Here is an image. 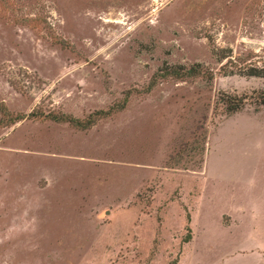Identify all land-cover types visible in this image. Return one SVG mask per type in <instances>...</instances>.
Returning <instances> with one entry per match:
<instances>
[{
    "label": "rangeland",
    "instance_id": "obj_1",
    "mask_svg": "<svg viewBox=\"0 0 264 264\" xmlns=\"http://www.w3.org/2000/svg\"><path fill=\"white\" fill-rule=\"evenodd\" d=\"M10 2L42 19L0 11L11 113L130 95L0 127V264H264V0ZM193 63L212 79L149 85Z\"/></svg>",
    "mask_w": 264,
    "mask_h": 264
},
{
    "label": "trees",
    "instance_id": "obj_2",
    "mask_svg": "<svg viewBox=\"0 0 264 264\" xmlns=\"http://www.w3.org/2000/svg\"><path fill=\"white\" fill-rule=\"evenodd\" d=\"M12 4L13 3H11L10 0H0V11L6 13L9 9H12V11L14 10V13L17 12L15 9H13ZM29 15L30 14H24V13L19 14L17 12L18 22L20 24H25V23L31 24L34 22L38 23V20H42L37 15H33V16H29ZM221 57H222L221 59H224L228 57V55H222ZM226 65L227 64H225L223 68ZM246 71H247L245 73L246 76H255L264 79V68H257V67L255 68V66L254 67L249 66L246 69ZM210 72H208L207 68H203V65L201 63H193L189 66L180 65V64H174V65L164 64L163 66L160 67V71L156 72L153 75L152 80L149 82V85H153L157 77L159 78L172 77L177 80H186L188 78L193 79L200 76L202 77L206 76L207 79H212V72L211 73ZM129 95L130 93L129 91H127L122 103L110 107L109 110L107 111H103V110L96 111L82 119L64 113H59V114H55L52 112L42 113L37 109H33L28 114H23V113L13 114L9 111V109L6 107L4 103L0 102V114H1L0 127L13 124L17 121L23 120L24 118H30L35 120H52L55 122H65L77 129L85 130L93 126L97 119L111 115L113 112V108L116 107L118 110L122 109L125 106L124 104H126ZM246 99L247 98L245 97V95L242 94L233 95V96L228 95L226 96V98L220 97L219 103L224 105L225 112L230 114L242 108V106L245 104ZM256 101L257 103L264 105V89L257 92ZM204 138L205 135L201 139L202 140L201 144L204 143ZM172 264H175V262H173Z\"/></svg>",
    "mask_w": 264,
    "mask_h": 264
}]
</instances>
